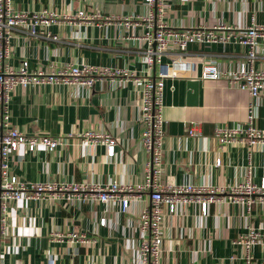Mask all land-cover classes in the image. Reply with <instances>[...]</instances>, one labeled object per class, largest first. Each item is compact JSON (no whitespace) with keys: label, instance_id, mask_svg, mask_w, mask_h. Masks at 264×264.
<instances>
[{"label":"crops","instance_id":"obj_1","mask_svg":"<svg viewBox=\"0 0 264 264\" xmlns=\"http://www.w3.org/2000/svg\"><path fill=\"white\" fill-rule=\"evenodd\" d=\"M168 4L163 21L170 28L219 23L246 26L252 17L264 23V0H168ZM13 7L29 12L48 10L60 16L50 26L41 24L35 35L27 28L13 32L7 62L15 69L28 60L31 71L52 72L69 64L89 63L126 68L140 77L157 73L144 60L147 21L125 20L131 15H148L144 0H13ZM79 9L118 19L103 25L101 19L78 22L70 17ZM188 53L199 60H217L221 68L230 69L244 57L246 48L235 42L195 43ZM177 57L179 52L171 49L164 60ZM201 67L202 61L196 70L182 66L176 77L165 79L162 183L208 184L226 192L210 205L208 215H202L198 204L180 205L175 213L164 207L161 264H245L247 248L237 240L250 227L264 229V204L256 200L247 211L231 201L229 190L246 180L250 165L254 182L264 178V143L219 142L215 128L244 124L252 98L248 90L230 85L226 78H201ZM255 67L264 69V52L259 53ZM129 78L97 79L91 89L64 83L15 88L9 103L13 126L27 135L60 138L62 143L53 151L44 146L29 151L21 146L12 155L11 172L34 182L142 181L149 155L141 145V87L134 77ZM193 79L199 81L196 94L189 87ZM255 115L254 124L264 129V90ZM191 125L198 136L189 135ZM91 129L116 139L113 156L106 142L80 139L81 133ZM131 198L125 212L112 201L71 203L45 198L11 202L8 232L0 242V264H145L138 251L139 214L149 207L150 193ZM101 218H106L105 225L100 224ZM74 232L85 233V241L70 240ZM250 255L253 264H261L263 244L253 245Z\"/></svg>","mask_w":264,"mask_h":264},{"label":"built area","instance_id":"obj_2","mask_svg":"<svg viewBox=\"0 0 264 264\" xmlns=\"http://www.w3.org/2000/svg\"><path fill=\"white\" fill-rule=\"evenodd\" d=\"M148 6L147 16L131 15L125 20L139 19L147 21L149 30L143 36L146 43L144 60L151 68H157L155 77L135 76L126 68H110L96 64L82 63L69 64L52 72L43 70L31 71L29 61L24 60L18 68L8 64L11 56V37L18 28H27L31 34L38 32L39 26H50L59 20L56 12L41 10L29 12L16 10L13 0H0V242L8 232L9 204L16 200L32 199H63L73 203L87 200H99L119 203L122 211L129 209L133 194L139 196L143 192L150 193V205L139 214L140 242L138 251L140 259L145 264H161L163 254V221L166 216L164 207L169 213H175L178 206L198 204L202 215H208L210 205L219 201L226 192L225 188L214 185H183L169 186L162 183L164 173V88L165 79L176 77L178 68L189 66L196 70L202 61L201 78L216 80L226 78L230 85L249 91L252 101L249 105L247 121L237 126H217L215 136L221 144L248 141L264 143V129L254 124L255 108L261 92L264 90V69H257L255 61L259 53L264 52V23L255 21L246 26H231L219 23L216 26H190L170 28L164 21V14L169 6L168 0H144ZM78 22L89 23L101 19L103 24H109L118 18L113 15H102L79 9L70 17ZM159 21V23H157ZM136 24L139 22L135 21ZM156 22V23H155ZM140 23V22H139ZM238 43L246 48V54L239 59L235 68H221L217 60H199L188 53L191 44H228ZM176 49L180 57L169 62L164 60L166 54ZM185 54V60L182 56ZM119 78L128 80L134 77L141 87V98L138 108V119L142 124L141 145L149 155L144 179L135 184L118 182L88 183L66 181H24L17 174L11 172L12 155L25 146L29 151L44 146L47 150H55L61 143L60 138L50 135H27L14 127L10 118L9 103L15 88L18 86H40L48 83L75 84L91 89L97 79ZM190 136H198L199 132L194 125L188 128ZM80 139L90 143L106 142L108 154H115L116 139L108 133L87 130L79 135ZM221 161L217 160V165ZM253 165L247 170L245 181L231 187L229 195L231 201L244 206L250 211L256 200L264 204V178L260 183L251 179ZM106 218H101L100 224H106ZM60 237H67L60 235ZM72 241H85V233H70ZM247 248L245 264H253L250 249L261 242L264 246V229L250 227L248 232L237 240ZM261 264H264V259Z\"/></svg>","mask_w":264,"mask_h":264},{"label":"water","instance_id":"obj_3","mask_svg":"<svg viewBox=\"0 0 264 264\" xmlns=\"http://www.w3.org/2000/svg\"><path fill=\"white\" fill-rule=\"evenodd\" d=\"M198 83L199 81L197 79H193L189 81V87L192 89V92H194V94L197 93L198 90Z\"/></svg>","mask_w":264,"mask_h":264}]
</instances>
